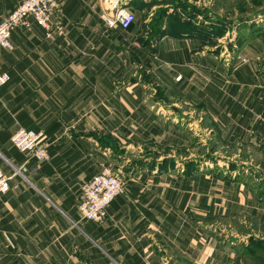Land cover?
<instances>
[{
  "label": "crops",
  "instance_id": "crops-1",
  "mask_svg": "<svg viewBox=\"0 0 264 264\" xmlns=\"http://www.w3.org/2000/svg\"><path fill=\"white\" fill-rule=\"evenodd\" d=\"M21 1L0 0V21ZM118 1L134 12L148 4L168 6L162 0ZM57 2L49 33L29 18L30 26L14 29L13 47H0V71L10 78L0 88V163L12 176L0 197V264H234L236 247L221 244L211 228L205 231L204 218L232 222L241 215L259 219L262 230L264 177L251 182L248 168H241L248 161L230 153L205 165L189 148L187 130L179 136L189 152L181 155L183 166L164 170L150 158L131 163L129 150L114 152L100 135L129 139L122 146L128 149L140 144V133L146 140L161 130L157 105H146L151 87L140 82L146 68L154 84L179 99L180 111L165 99L170 109L164 112L175 110L180 121L189 116L182 125L194 123L195 134L207 128L238 151L244 145L263 150L262 43L249 37L218 55L199 50L192 36L167 32L143 45L148 35L139 25H108L109 0ZM131 71L140 78L129 82ZM187 105L199 110L196 116H210V127L197 118L191 122ZM21 127L45 131L48 160L13 145ZM118 158L124 161L116 166ZM191 159L195 170L185 173ZM108 165L118 170L125 191L105 220H86L79 210L81 186Z\"/></svg>",
  "mask_w": 264,
  "mask_h": 264
},
{
  "label": "rangeland",
  "instance_id": "rangeland-1",
  "mask_svg": "<svg viewBox=\"0 0 264 264\" xmlns=\"http://www.w3.org/2000/svg\"><path fill=\"white\" fill-rule=\"evenodd\" d=\"M163 2V4H168L166 8L169 10L168 16L170 15L167 21L168 23L164 21V27L166 28L165 33L170 32L169 30L171 29L175 34L192 36L200 41L198 46L199 50L208 48L209 50L214 49L218 55L223 53L228 54L232 49H237V46H235L237 41L239 42L241 40L242 43L249 37H256L264 47V0H164ZM129 5L130 3L123 4V6L126 7L131 6ZM152 6H154V4H148L144 9L141 6V9L134 12L136 14V22L134 25H139L142 34L144 35L147 33L148 35L147 39H141L143 45L149 44L150 41L155 42L160 37L159 33L162 32V30H158V27L162 17L161 10L165 6H158L153 9ZM170 8H173L172 12L170 11ZM149 17L151 19L148 22L147 19ZM145 20L147 22H145ZM134 25L132 27H134ZM164 35L165 34L162 36ZM230 44H232L233 48H230ZM245 46L246 44L242 47L244 48ZM261 62V69H263L264 59L263 61L261 60ZM144 70L145 71L141 74L142 80L140 82L146 83L147 86L151 87L147 90L146 105H157L155 110L160 111L157 113L158 124L163 131L160 130L154 135L151 134L146 140L143 139L145 135L140 133V144H130L128 149L122 146L131 140L124 138V142H121L115 135H100V138L106 140L105 143L109 145L114 152L123 154L126 150H129L128 154L131 157V163H147V159L150 158L154 161H161L159 166L162 169L165 170L171 168L174 170L179 165L183 166V164L180 163L183 161L181 155L186 153L189 154L185 147L180 146L179 139V136H181L180 132L186 133L188 130L189 148L192 149L193 152L201 155V160L205 161V165L220 159L227 160L219 155L237 153L235 157L233 156L235 160L238 159V162L240 160L248 161L247 166L249 167H242V165L241 168H248L251 173V182L256 181V178L264 177V139L262 144L263 150L253 148V146L244 145L241 146V150L238 151L237 146H230L222 141L221 138L215 136V134L212 136L211 131H208L207 128H204L203 132L197 130L198 134H195L193 131L194 128L191 127L195 125L194 123L188 125V127L186 124L182 125V121L189 119V116H184V118H186L180 121V118H183V116L175 115V110L171 111L173 112L172 114H169L170 111L168 113L166 111V113L164 112V108L167 106L163 102L165 99L170 102H177V108L180 111L181 105L179 104V99L170 98L163 85L161 83L162 86L154 84L153 80H155V77H149L146 72L147 69L145 68ZM131 73L132 71L126 78L127 80L129 79V82L136 80L135 77H139L138 74L132 77ZM179 78L180 77H178V79ZM153 92L155 94L150 95V93ZM171 99L173 100L171 101ZM155 100L160 101L161 103L157 104L155 103ZM191 107L194 108L189 105L184 108H186L187 111H190L192 109ZM167 109L170 108L167 106ZM192 110L193 117L190 119L191 122H195L197 118L201 122L200 124H203V127H210V116H196V114H200L199 110H197V108ZM189 128L192 131L189 130ZM181 137L183 138V136ZM138 146H140V148H138ZM212 148L217 149L218 152H212ZM123 159L124 158H118V161L122 162H117L118 164L115 165L118 166L123 163ZM188 161L189 163L186 166L187 170H184L185 173H191V171L193 172L195 170V161H192V159ZM237 161L235 163H237ZM163 162L165 163L162 164ZM229 166L231 169L236 168L235 164ZM112 168L120 176L118 170L115 167ZM260 191L264 192V184L261 185ZM240 217V220H234L232 222L221 218H217V220H213L214 218H204L206 223L209 224L208 227L204 228L205 231H209L211 228V230L214 231L216 240L220 241L221 244L235 246L236 256H242V253L249 244L252 236L258 240L264 239L263 231H259V219L253 220L248 219L247 217L242 218L241 215ZM211 223H213V226H210ZM251 246L255 245L252 244ZM262 251L264 253V249ZM234 264H253V262L250 259V256L247 255L242 256L240 261H237Z\"/></svg>",
  "mask_w": 264,
  "mask_h": 264
},
{
  "label": "built area",
  "instance_id": "built-area-1",
  "mask_svg": "<svg viewBox=\"0 0 264 264\" xmlns=\"http://www.w3.org/2000/svg\"><path fill=\"white\" fill-rule=\"evenodd\" d=\"M108 1V0H107ZM118 0H109L112 16H107L110 27L129 29L136 22L132 9L118 4ZM57 0H23L14 10L0 21V47L11 49V37L20 25L30 26L29 18L49 33L53 29L52 15L58 10ZM244 61L246 59H243ZM9 75L0 71V88L9 81ZM46 133L43 129L19 128L12 136L13 145L20 151L35 156L39 160H48L50 154L45 143ZM12 176L8 175L0 163V197L10 188ZM125 183L110 166H105L89 181L81 186L79 210L86 220L101 222L108 216L110 205L124 193Z\"/></svg>",
  "mask_w": 264,
  "mask_h": 264
},
{
  "label": "trees",
  "instance_id": "trees-1",
  "mask_svg": "<svg viewBox=\"0 0 264 264\" xmlns=\"http://www.w3.org/2000/svg\"><path fill=\"white\" fill-rule=\"evenodd\" d=\"M164 0H162L161 2H163ZM168 9L167 8H163L161 10V19H160V22H159V27H158V30H162L161 33H159V36L165 34V24H164V21H165V17L168 16ZM134 25V23L131 25V27ZM130 27V28H131ZM129 28V29H130ZM170 29V28H169ZM157 30V31H158ZM172 34L176 35V36H181L180 34H175L171 31V29L169 30ZM167 32V31H166ZM230 48H233L232 44H230ZM102 142L104 144L106 140L102 139ZM107 145V144H106ZM165 162H163L162 164H164ZM262 231H263V234H264V218L262 219ZM255 245V246H251V245ZM264 249V239H260L258 240L257 238L255 237H251L250 238V241H249V244L247 245V247L245 248V250L243 251L242 253V256H250V259L252 260L253 264H264V253H263V250ZM242 256H239L237 255L236 256V262L237 261H240L241 257Z\"/></svg>",
  "mask_w": 264,
  "mask_h": 264
}]
</instances>
